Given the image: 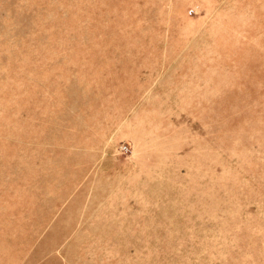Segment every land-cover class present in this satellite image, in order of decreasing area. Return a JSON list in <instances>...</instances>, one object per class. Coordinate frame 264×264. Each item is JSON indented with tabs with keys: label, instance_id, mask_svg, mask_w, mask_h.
<instances>
[{
	"label": "rangeland",
	"instance_id": "374dc122",
	"mask_svg": "<svg viewBox=\"0 0 264 264\" xmlns=\"http://www.w3.org/2000/svg\"><path fill=\"white\" fill-rule=\"evenodd\" d=\"M0 264H264V0H0Z\"/></svg>",
	"mask_w": 264,
	"mask_h": 264
},
{
	"label": "built area",
	"instance_id": "2783aa9c",
	"mask_svg": "<svg viewBox=\"0 0 264 264\" xmlns=\"http://www.w3.org/2000/svg\"><path fill=\"white\" fill-rule=\"evenodd\" d=\"M126 148H127V147H126L125 145H122V146H121V149H122V150H125Z\"/></svg>",
	"mask_w": 264,
	"mask_h": 264
}]
</instances>
